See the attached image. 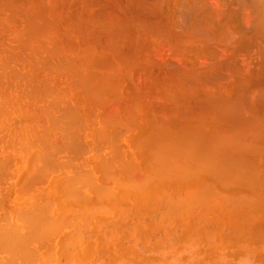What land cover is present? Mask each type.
I'll return each mask as SVG.
<instances>
[{
  "label": "bare ground",
  "instance_id": "1",
  "mask_svg": "<svg viewBox=\"0 0 264 264\" xmlns=\"http://www.w3.org/2000/svg\"><path fill=\"white\" fill-rule=\"evenodd\" d=\"M28 1H26V2H28ZM48 1L51 2V3L48 2L49 5L52 3H56V2H57L56 5H59V1H64L63 3L65 5L70 4V6H68L67 8H71V7L77 8V6L80 5L81 11L83 9H85L82 11L84 13L80 16V19L76 18L77 19L76 21L74 19V21L70 25H73L76 27L78 26V28H81L82 31H80L79 29L77 31L85 33L86 37L88 38V43H89V41H90V43L96 42L99 34H101V33L104 34L103 32H105V29L102 28V30H101V28H100V30H98V31L99 32L101 31V32L99 33L96 31L97 27H103L107 24H109L108 27H110V25H111V28H108V29L105 26L107 29L106 32H108L106 34L107 37L105 38V40L107 41L108 37L109 38L112 37L113 39L111 38V40H109L108 43L104 42V44H107V45L101 47L100 48L101 52L99 51V53L102 54L106 50H109L111 52V50H113L112 49V45H113L112 40L114 42H116L117 47L122 44V46H120V48H119L120 50H121V47L124 46L123 43H121L120 45L118 44L120 42V41L118 42V40L119 39L121 40L123 38V37L121 38L120 36H119L120 38L117 37V35L121 34V33L117 34V32H119L118 30H120L119 27H121V25L118 22L115 24V17L112 15V13H114V12H112L111 8H107L108 5L107 6L104 5L103 7L100 6V3L102 1H98L99 2L98 4L95 3L96 2L95 0H68L69 2L67 0H48ZM107 1L109 4L111 0L110 1L107 0ZM164 1L165 2L161 3V4H166V1H167L168 7L165 6L164 8L165 9L168 8V11H169L170 6H173L171 8L172 11L177 9L176 11L178 13L179 22L175 21L176 17H173L174 19H172V17H170V16L166 17V15H168V14H166L164 16V17H166V19L167 18L169 19V17H170V20L172 19L171 21H175L177 23L176 26H175V23L172 24V26L174 25L175 27H177V28H175V30H174V28L173 29H167L168 27L166 29H162L166 26L164 25V27L162 26V28H161V26H159L160 21L158 22V19L156 17H153V18L150 17L151 19L150 18L146 19L148 17H146V18L144 17V16H148V15L153 16V14H156V13L159 14L158 13L159 9L157 10L156 7L159 6L160 2H163V0H135V3L139 2V4L136 5L137 9H139V13L136 11L135 5H133L134 1H133V4H131V5H130V3H132L131 0L130 1L127 0V2L129 3V4L127 3L128 5L122 4L121 1H119V2L125 8L124 9L121 6L122 12H123V10H126L127 9L126 7L129 5L130 6L128 7L129 8L128 10L132 11V9L135 8L134 9L135 13L130 18H133V17L136 18L137 15H138V17H139V15H143V16H141L142 18H140V17H139V19L137 18L139 21L136 20V21H138L137 22L138 24L136 23V25H138V29L140 31V32H137V33H139L138 37L140 39L144 38L148 34V33L146 34V31H149V32L151 31L150 33H152L154 31L158 37H159V35H160V37H162L161 38L162 42L160 41V43H161V45L165 46L164 48H166V49H164V50H166V52H167L168 51L167 48L169 49V46L168 47L166 46L168 44V41L165 40L166 38L171 40L169 42H172V43H174L173 37L175 38V40L178 39L177 41L181 40L184 43L185 39L183 38V40L182 39L179 40V38L182 37V36L180 37L179 35L183 34L184 36H186L185 33L190 32L191 33V35H190L191 41L189 40L188 42H191L193 46L200 48V50L206 49L205 53L210 51V54H208V56H206L205 53L202 54L204 52V50L202 51V53L199 52L200 54L196 53L198 55V57H200V55L202 56V60L205 58L203 61H201V63L196 65L197 67H195V69L197 71H190V70H193L194 68L188 69L186 67L187 65L186 66L183 65L186 62L182 63L183 62L182 60L185 61V59H181L180 61H182V62L179 61V63H180L179 65H176V63L175 64L173 63L174 65L178 66V67H175L174 70H173L174 66L172 64H170L173 66V67H171L172 71L170 70V72H168V73H165V71H164V73L167 74V75H165L163 73L164 76L169 78V81L167 80L168 78L161 81L165 85H166V83H164V82L165 81L167 82L168 87L166 89V86H165L166 90H168V88L174 84H177L179 87L181 84L184 85L182 83L183 81H185V83L187 82V85L188 84L191 85V83H193V85H194V83H198V85H200L201 88L203 87L202 89L199 88L200 91L198 89H195V86H193V88H191L192 90L194 89L193 93H194V91L198 90V93L201 95L200 101L203 102V105L198 104V102H197L198 105H194V106L191 105V106H193V107H191L188 105L186 106V104L183 103L186 107L184 109H182V107H181L180 108L181 110L179 109L180 112H178V114H177V112H175L177 114V119H179L181 121L182 127L184 124H185V127H187V129L182 128L183 131H185V132H182L180 134V135L183 134V136L185 137V140L183 138L184 141L181 139L178 141V143L176 142L175 145L172 144L174 147L171 145L172 142H169L170 146L168 144V146L166 147L167 150H165L166 148H163V147L160 150H159V148L157 149L156 148L157 145L161 148V144L159 145L158 141H157L158 144L155 142V144H152V145L149 142L150 144L148 143V145L151 146V148L153 145L156 146L155 148L158 150V151H156V152H158L157 153L158 156H157V158L154 157V159L156 162L159 161L158 164L160 165V163H161V165L159 166L160 168H158V169L157 168H151V164H150V166H148L151 168L152 171L154 169L155 173H153V176H155V177L151 176V178L150 177L148 178L149 175H146L143 173L142 174H143V176L144 175L146 176L148 181H150V180L152 181V179H153V182H154L156 176H157V179L155 181H158V180H163V178L160 179V176L164 177L166 179L167 175L169 178V179L168 178L166 179L167 181H171V179L174 177H176L179 181H181V180L185 181L184 179L189 177L187 179L189 181V179H191V177H192L191 175H197L200 172H203L206 174V176L208 175V177L211 178L212 182L217 183V184L221 183V184H218V186L216 184H214L217 187H219V185H222L223 182H225V184L222 185L221 187L224 186V188L229 186V185L227 186V184H229V182H230V185H232V186L234 184L237 186L243 185L242 188L244 190V193H242V194H244L245 197L242 198L244 201V202L243 201L242 202H243L244 208H245V214H246L245 219H246V229H247L246 230V236H245L246 237V242H245L246 244L244 245L246 247V249H245V261L246 262L245 261L244 262H245V264H264V0H164ZM1 2L2 3H0L1 4L0 9H1V6L4 5L3 7L6 10L5 16H7V18L10 20L9 21L6 17H4L7 20V24L12 21L13 17L14 18L16 17L17 19H20V20H17L15 18V19H13V21H16V20L20 21L23 23V25L18 30L17 29L15 30L13 28L9 29V31L12 29L14 30V31L12 30L13 32L11 31L12 34H11V32H8L9 34L12 35L9 38L7 37L9 39V40L7 39V41H10V42L5 44L4 41H6V40H3V39H6V38L4 37L5 36L4 35L2 38V41L4 42L5 45H0V128L5 127L6 128L5 133H6L7 130H10V131L13 130L15 132L17 127H18L21 131L20 132L18 130L21 133V138H20L18 131H16V133H14L13 135H12V131H11V134H10V131L8 132L9 133L8 135H12V136L15 135V138L13 139V146L15 147V144H18V142H19L20 145L18 144L19 145L18 148L21 149L22 152L25 151V153H27V151H29L30 148L34 149V151L32 150L34 152V156H31V158L36 156L40 166L39 165H37L39 167L36 166V162H35V160H33L34 158L32 159L31 162H35V163H33V164H35V166L33 168L34 172H36L37 170L38 171L40 170V172L38 174L37 173L38 171H37L34 175H32V174H30V175H32V176H35L36 174L39 175L38 179L42 180L41 182L43 183L44 180L46 179L45 176L48 175L45 171H47V172L52 171V173H53L54 172L53 170L56 169L57 167H59L61 169V167H64L65 165H68V164L71 166L73 165V161H70L71 164L69 162H68V164L65 162V161H67L66 160L68 158L67 156H69L71 158L74 156V158H76V160L79 161L78 156L81 157L80 154H83V152L85 151V146H86L82 143V140L80 139V137L82 138L83 134L87 133L92 138V140L94 138L96 145L94 144L93 146H95V147H92L91 149H88V150L86 149V151H88V152L92 151L94 153V155L99 156V158L102 156L100 158V159H102L101 161L98 158L99 162H101V164L96 165V166H98V168L101 169L103 177H105V178L107 177V179H108L110 176L112 181H113V179L115 180L113 182L117 181L116 184L118 185V187L119 186L122 187V188H120L122 190L127 189V190H129V192H131L132 190H133V192L135 190H137V191L140 190L141 185L145 186V184L149 183V182L148 181L145 182V180H144L145 178L139 179L140 175L139 176L136 175V171L138 172L140 170H136V168H134L135 162L132 161V163H133L132 164L131 161H129L131 163V164H129V162L126 161L125 162L126 166L123 167V165H125V163L123 164V161H125V159L121 158L120 162H122V168L124 170V168L126 167V169H125L126 171L124 173L122 168L118 167L115 169L114 174L117 173L116 170L120 169L119 171L122 172V174L124 173L123 178L122 179L119 178L118 175H116V176L107 175L106 176L105 171H104V167L107 170L111 169V171L110 170L109 171L112 172V167H114V165H113V163L112 164L111 163H108V164L104 163V160H103L104 156L101 154V152L104 150V149L102 150L103 145L105 143H107V144L109 143V144H111L110 148L112 147V149H111L112 151L109 150V152L113 153L114 152L113 148H114L117 150L118 153L115 151V153H113L112 155L114 156V154L115 155L119 154V156H120L121 152L118 150L119 149L118 147L120 146L119 140L121 139L123 133L125 131H128L129 129L133 130L132 127L135 125V122L140 119L139 117L143 116V118H144V115H145L144 113H145V111H147V107L145 109L143 108V107H145V105L143 104V100L140 99V97L136 98L137 96L140 95V94H138V92L139 91L142 92L143 90H141L140 87L137 90L135 88L134 89L132 88L133 91L135 90V92L137 94L133 100V104H135V105H134V107H132V106H130L131 105L130 103L126 104V106L123 108L124 110L122 109L123 112H122V118H121L117 114V110H116L117 107L115 106V103L117 101H119L118 97H117V95L119 96V93L116 94V92H118V91H116L111 86V84H110L111 82L109 83L107 81L108 78L106 75V69H110V68L113 69V67L115 65L114 63L117 64L119 58H117V61L113 60V59L107 57L109 54L106 55V53H105L104 56L100 55V57H98L99 59L95 56L97 60L94 61V57L88 55L89 53H87V54H84L87 56H85L84 58H83V56H80L79 59L78 58L76 59V56L66 55V57H67V61H66L63 59V55L61 56L62 58H60L59 56H55V55H58V53H57V51H59L58 49L60 48V50H61V47L58 44L59 40L56 43V40L53 39L52 41H54L55 43L54 42L51 43V42H47V41L45 42L44 41L45 39L44 40L42 39V34H43L42 30H44V29H41V27L43 25L49 24V22L44 15H43V17H45L46 19L45 18L44 19L47 21H44L43 19H41V18H43L42 14H44L43 11H45V9L41 8V9H39L40 11L34 9L35 6H38L37 5L38 0H32L31 4H30L31 6H29V5L26 6L28 3L25 4V3H20L18 1H13V0H12V2H11V0H9V1L1 0ZM41 2H42V0H39L40 4L39 3L38 4L42 6ZM120 4H117L114 7H116V8L119 7V9H120ZM81 7H82V9H81ZM162 8H163V5H162ZM52 10H53V8H52ZM57 10H60V9H57ZM57 10L55 12H57ZM37 11H39L40 13H38ZM65 11H64V15H65ZM90 11H93V14ZM131 11H129V12L131 13ZM164 11H167V10H164ZM164 11L162 13L163 15L165 14ZM176 11H174V12H176ZM55 12H53V13H55ZM86 12H87V15L89 16V18L87 15H85L87 18H83V17H85L84 14ZM1 13L2 12L0 10V14ZM62 13H61V16H64V15H62ZM2 14H4V13H2ZM39 14H40V16H39ZM176 14H175V16H177ZM91 15L94 17L92 18ZM117 15L118 14H116V16ZM38 17L39 18L41 17L40 20H42L40 22V24L38 23V21H39ZM119 18L118 19L116 18V19L119 21V20H121V18L120 19ZM154 18H156L155 19L156 21H153ZM0 19H1V17H0ZM122 19H123V21L121 20L122 21L121 24H123V26H125V27H122L123 30H124V28L126 29L127 26H128L127 27V29H128L130 24H126V23L124 24L125 20H124V18H122ZM166 19H165V21H163L164 24H166L165 23ZM170 20L167 23L171 22ZM161 21H162V19H161ZM0 22H2L1 24L4 25L3 28L6 29V27H7L6 30L2 29V32H7L8 27H10V26H6L2 20H0ZM20 22H17V23L19 24ZM129 22H130V19H129ZM17 23H16V25H17ZM130 23H132V21ZM1 24H0V26H1ZM40 25H42V26H40ZM65 25H67V24H65ZM90 25L95 26V28H94L95 30H93V31L97 32L98 36L97 35H96V37L94 36V33L92 32L93 27L91 28ZM112 25H113V27H112ZM114 25L119 26L118 29H116L117 32L116 31L114 32V34L115 33L117 34V35L115 34L116 35L115 38L117 37V39H115L114 36L110 37V35H108V34L112 33V31H111L112 29L114 30L115 28H117V27L114 28ZM136 25H133V23H132L131 26H136ZM167 25L169 27H172V26H170V23ZM45 27L46 26H43L42 28H45ZM89 28H91V30ZM57 29L53 33H55L56 31L59 33V31ZM59 29L62 30L60 27H59ZM73 29H74V27H73ZM108 30H110V32ZM131 30L133 31V34H134L135 33L134 29L132 28ZM45 31H46V33H49V30H48V32H47V30H45ZM72 31H74V30H72ZM120 31L122 32V29ZM128 31H129V29L126 30L125 33L126 32L128 33ZM143 32H145V33H143ZM183 32H185V33H183ZM58 33H57V35H58ZM125 33L121 34L122 36H124V38L126 37L124 35ZM85 35L84 36L81 35V36L85 37ZM151 35H150L151 38H149V39H152L153 35L152 36ZM90 36H93L92 38L94 39V41ZM154 36H155V34H154ZM239 37L244 39V40H242L243 43H244V41L246 43H244V44L237 43V41L239 40ZM10 38H11V40H10ZM85 38H83V39H85ZM134 38L136 39L135 35H134ZM155 38H156V36H155ZM99 39H100V36H99L98 40ZM140 39H139V43H140ZM153 39H152V41H153ZM64 40L61 39L62 44H64ZM124 40H126V38L123 39L122 42ZM177 41H175V42H177ZM65 42H66V40H65ZM97 42L99 44V41H97ZM158 42H159V40H157V43ZM142 44H144V41ZM155 44H156V42H155ZM72 45L74 46L75 44H72ZM157 45H159V43ZM157 45H156V48L161 46V45H159V46H157ZM171 45H173V44H171ZM65 46L66 45L64 44V47ZM116 46L114 44V47H115L114 49L117 51L118 48ZM138 47H140V46H138ZM207 47H208L209 51L207 50ZM66 48L70 49V47H68V46H66L65 49ZM102 48H104L106 50H104ZM156 48H155V50L157 51L158 48L157 49ZM175 48L176 47H174V49ZM177 48H176V50H177ZM136 49H135V52L132 51V54H134V53L139 54L140 53V52L139 53L136 52ZM181 49H182L183 53H186V54L190 53V52L188 53V51L185 52L184 47H180V49H179L180 52H181ZM153 50H154V48H153ZM164 50H162V51H164ZM142 51H144V50L142 49ZM250 51L253 53V56H251V57L252 58L254 57L253 58V61L255 60L254 63L251 62V59H250L251 57L248 58L250 55L249 53H251ZM148 52H149V50H148ZM148 52L146 51V55ZM151 52H153V51H151ZM159 52L164 55V52H161V51H159ZM121 53H118V54H121ZM123 53H125V52H123ZM175 53H177V52H175ZM247 53L249 54L248 57L246 55ZM143 54H145V53H143ZM156 54H159V53H156ZM139 55H142V54H139ZM170 55L168 57H170ZM181 55L186 56L185 54H181ZM190 55L191 54L188 55L189 58H190ZM203 55H205L206 57L203 58ZM11 56L15 57L14 61H16L17 59L20 60V64H17L16 67L21 65V64L23 65L22 69H27L26 67H28V68L30 67L29 69H31V70L33 69L32 70L33 73L36 71V75H33L31 72V75L28 74L29 75L28 76L24 70H18V71L16 70V72H15V66H14L15 62L13 63V65L10 63L12 61L9 62ZM125 56L126 57H130V56L133 57V55H130V54L125 55ZM148 56H151V54L148 53ZM148 56H146L147 57L146 60L143 59L144 61L142 59H141L142 61L138 60V59L136 60V57H133L136 64H133V63H135L133 61V59L131 60V61H133L132 64L134 66L137 65L139 67V64H137V62L141 61V63L144 64L145 61L149 60ZM174 56H177V55L174 54V55H172L171 58L173 59ZM69 57L71 58L70 60H72V62L69 60ZM126 57H123V60H125ZM156 57L158 58V55ZM160 57H162V56H159V58ZM177 57H180V55ZM193 57L194 56L192 55V57L190 59H192ZM120 58H121V55H120ZM151 58H153V60ZM151 58L150 59L154 62L153 55ZM164 58H165V56H164ZM180 58H183V57H180ZM73 59L75 61H73ZM130 59L131 58H129V60ZM179 59H176V60L178 61ZM249 59H250V61H249ZM121 60H122V58H121ZM121 60L119 59V62ZM127 61H128V58H127ZM157 61H159V60H157ZM162 61H164V59ZM162 61L160 60V62H157V63L160 64L159 66H161L162 68H165L164 66L168 65L171 60L168 59V61H165V65H163L164 62H162ZM186 61H187V59H186ZM196 61L194 60L195 63H196ZM153 62H151V63H153ZM172 62H174V61H172ZM199 62H200V60H199ZM149 63H150V61H149ZM166 63H168V64H166ZM189 63H190V61H189ZM192 63H193V61H192ZM195 63H193L192 65L195 66ZM120 64L122 65V63H120ZM151 66L149 64L148 68ZM143 67L144 66H142V68ZM145 67H146V65H145ZM152 67H151V70H152ZM188 67L189 68L191 67L190 64ZM29 69H28V71H29ZM136 69H138V68H136ZM144 69L145 68H143L141 70H144ZM166 69H168V68H166ZM90 70L92 72H90ZM147 70L151 71L149 68V69H146L145 72H147ZM127 71H128V68H127ZM159 71H160V69H159ZM145 72H144V74H145ZM148 72L146 74H148ZM152 72L154 74V71H152ZM136 73H138L137 75H139L141 72L138 71ZM142 73H143V71H142ZM146 74L143 76V78H145ZM160 74L161 73L159 72L158 75H160ZM53 75H55V76L57 75L58 78L62 77L61 79L65 80V84H67L66 81L70 78L71 79L70 89L68 88L69 85H67L68 89H65L66 86L64 87V89H59L58 87H56L58 85L56 83L54 84V79L57 81L58 78L57 77L55 78ZM142 75L140 74L138 76V78ZM63 76H65L66 78H64ZM95 76H96V79H95ZM154 76H156V78H157V75H154ZM143 78L141 77L140 79H142V81H143ZM170 79H173L174 82H172L173 80L170 81ZM224 80L226 81V83L229 82L228 80H235L233 82L230 81L231 84L228 83V84H230L231 88H232V86L236 87V88H234L235 91L233 93L231 92L233 90L228 91V93L231 92L230 94H228V93H226V91L224 89H220L223 87V84H225L224 86H226V83L223 82ZM158 82L160 83V81H158ZM170 82H171V84H170ZM179 82H180V84H179ZM189 82H191V83H189ZM141 83L142 82L140 81L139 84H141ZM148 83H149V81H148ZM68 84H69V82H68ZM130 84H131V82H130ZM142 84L144 86L146 83H142ZM146 85H148V84H146ZM187 85L185 87H189ZM198 85H197V87H198ZM135 87H137V86H135ZM145 87H147V86H145ZM172 87L175 88V85ZM215 87L219 90L220 93H217L216 91H214V94H211L210 89L211 88L213 89ZM62 88H63V86H62ZM159 88H160V86L156 89V91L159 90V93H158V91H157V93L154 92V93H156V95L158 94L156 98L161 99V97H162V100L164 98L167 99V97H165V96H167L165 90L161 91V89H159ZM174 88H172V90ZM181 88H177V89H179V91H177V92H180ZM227 88L225 87V89H227ZM76 89H78V90H76ZM182 89H183V91L185 90L184 87ZM191 89L186 88L185 91L190 90L188 92L191 93V91H192ZM74 90L78 91V93H79V91L82 92L83 98L84 97L87 98L86 99L87 102L90 101L93 103V105L88 106V107H84V110H80L76 107V105L79 104V102H76V104L74 103V105L71 106L72 104L69 103V100H70L69 98L71 96H75V94H73ZM150 90H151V87H150ZM113 91H116V92H113ZM160 91H161V93H160ZM163 92L165 93V95ZM177 92H173V93L176 94ZM190 93H188V95ZM115 94H116V96H115ZM159 94L160 95L163 94L164 96H160ZM177 94H179V93H177ZM180 94H181V96L184 94L186 96H188L186 94V92L184 94L180 92ZM148 95L150 97L152 96V99H153V96H155V94L150 95V93ZM169 95H168V97H169ZM172 97H173V95H172ZM67 99H68V101H67ZM79 99L81 100V98H78L77 100H79ZM170 99H172V98H170ZM175 99H176L175 103H177L179 100L177 101V97ZM147 100H149V99H147ZM184 100H186V98ZM65 101H67V103ZM84 101H85V99H84ZM181 101H182V99H180V102ZM82 102H83V100H82ZM68 103L70 105H68ZM124 103L125 102L123 101V106L125 105ZM85 104H86V101H85ZM181 104H179V105H181ZM188 104H190V103L188 102ZM87 105H89V103ZM179 105H178V107H179ZM184 105H183V107H184ZM112 106H113V108H112ZM98 107L101 109V111H98V113H97ZM160 107L163 108L161 111H163L166 108V106H165V108H164V106H160ZM169 107L167 106V109ZM172 107H173V105H172ZM148 110H149V107H148ZM151 110L154 114L152 113L153 114L152 116H151V114L149 116H146L148 118L147 120H150L149 124L151 122L153 124L152 127L149 125L150 129L151 128L153 129V127L158 128V125H159V129L162 126L163 127L162 129L165 130L164 122L169 121V119H168L169 116L166 115L167 110H164V113H162V114H161V111H159L161 115L160 114H158V115H160V116H158V115L156 116L155 114H157V113H155L152 108H151ZM165 111H166V113H165ZM192 111L195 113L197 112V114L199 112L202 115V117L208 122V125H210V127H211L210 135H204L203 133H196L195 134V132H194L195 130H192V128H191L193 123L191 122L192 123L191 126L188 123L189 117L190 116L192 117L195 114V113L193 114ZM99 112H100L101 116H100ZM147 112H149V111H147ZM169 112L174 113V111H171V110ZM149 113H146V115H148ZM169 114H171V113H169ZM10 115L15 116V117L17 115H19L20 118H21V116L26 117V118H28L29 122L26 121V124H25V122H23V120H22V122H23L22 123L21 119H20L19 125L21 127H19L17 125H16L17 127H15V124H14V127H12V125H11L12 123L8 124V122H7L8 119H10V117H8ZM154 115H155L156 119H155V117H153ZM4 118H7V119H5L6 121L4 120ZM13 118L11 117V119H13ZM200 118H201V116H200ZM170 120H171V118H170ZM13 121L15 122V119H13ZM17 122H15V123H17ZM33 122H34V124L29 127V124L33 123ZM99 123H102V124H99ZM186 123L190 126V128H189V126H187ZM22 124L23 125L25 124V125L22 127ZM165 124H167V123H165ZM181 124L179 123L180 127H181ZM102 125L104 127H108V128L111 127L110 129H114L115 131L111 130L110 131L111 134H110L109 132H107L108 130H106L108 128L102 129V127H101ZM192 127L194 128V126H192ZM12 128H14V129H12ZM123 129H125L124 132L122 131ZM102 130H106V132L102 131ZM158 131L161 134V137L163 138L162 133H161L162 131L161 132H160V130H158ZM186 131H188L189 134H188V132L186 133ZM5 133L2 134V129H1V133H0L1 136L0 137H2L4 139L5 135H7ZM107 134H110V135H107ZM156 134L157 133H155V135ZM8 135H7L8 139L5 137L8 140V142H6L7 140H5V142L3 143L2 138H0V141L2 140L1 143L3 144L4 147H9V145H8L9 140L12 139L11 138L12 136L9 137ZM23 135L25 137H23ZM146 135H145V137H146ZM165 135H166V132H165ZM173 135H174V133H173ZM156 136L160 137L159 135H156ZM167 137H166V139H168ZM171 137H172V135L169 136V138H171ZM115 138L116 139L118 138L117 142H119V143L116 142ZM151 138H149V139H151ZM175 138L178 139L177 137H175ZM15 139L18 140L16 143H15ZM107 140H108V142H107ZM160 140H161V142L163 141L162 139H160ZM164 140H165V137H164ZM147 141H145V142H147ZM138 142H144V141H142V139H141V141L138 140ZM114 144L117 148L114 147ZM10 145H12V143ZM91 145L92 144H90V146ZM117 145H119V146H117ZM137 145H138V143H137ZM144 145L146 146V144H144ZM144 145H142V146H144ZM10 147L13 148L12 146H10ZM196 147H199V148L201 147L199 153L193 151L194 148L196 149ZM15 148L17 149V147H15ZM15 148H14V151L16 150ZM151 148H148V149L150 150ZM169 148H170V151H168ZM163 149L165 151H162ZM190 150L193 151L192 155H191ZM53 151L55 154L58 153L59 151L64 152V156L66 159L64 158V160H63L64 162L62 164H61L62 161L58 162L57 158H56V160H55V158L53 160V158H52L53 155H51V152H53ZM86 151H85V153H86ZM150 151H152L154 154L155 150L154 151L150 150ZM35 152H37V154ZM165 152H166V154H165ZM200 152H201V154H200ZM54 153H52V154H54ZM193 153H194V155H193ZM27 154H29V153H27ZM153 154L151 153L150 158L151 157L153 158V156H152ZM162 154H164V155L162 156ZM112 155H111V158H112ZM159 155L162 157H160ZM181 155L186 158V161L189 159L188 160L189 162L182 161L181 158H179ZM198 155H199V158H198ZM119 156L117 155L116 157L117 158L123 157V156H120V157ZM7 157L8 156H6L4 161L2 159H0V160H2V162H0V166H1L0 168H2V170L0 169L1 170L0 172H3V171L6 172L5 175L7 176L6 178L8 179L9 173L7 171H5L6 170L5 167L10 168L11 170H13V169L11 168L12 165H9L10 162L12 161V159L10 158L11 156L8 157V158H10L11 161H9V159H7ZM14 157H16V156H14ZM114 157L112 159L116 160L117 158H114ZM177 158H178V160L179 159L181 160V163L183 162V164H184V165L182 164L183 166L176 163ZM86 159H87V157H86ZM112 159H109L108 161L110 162V161H112ZM7 160L9 162H7ZM68 160H70V159H68ZM131 160H132V158H131ZM117 161H116L117 162L116 165L117 164L119 165L120 164L119 159H117ZM152 161H153V159H152ZM152 161H150V163ZM3 162H6V163L4 164ZM31 162L29 161V163L27 165L29 166V164ZM59 163L62 166H60ZM84 163H83V165H84ZM127 163H128V166H127ZM12 164H14V163H12ZM33 164L30 166L32 167ZM105 164L107 167L109 165V169L106 168ZM69 165L67 167H70ZM75 165H76V163H74V166ZM179 165H180V167H179ZM205 165H206V167H204ZM78 166L81 167V165H78ZM78 166L76 167L77 169L80 168ZM86 166H84V167H86ZM201 166H203L204 168ZM29 167H28V170L30 171ZM48 167L52 168V170H50V168L48 169ZM135 167H136V165H135ZM188 167H190V168H188ZM200 167L202 168V171H201V169L198 170V168H200ZM35 168H37V169H35ZM76 168H74V169L71 168V170H70L71 174H68V175H66L67 173L66 174L62 173V171H60L58 173L57 172L58 169H57V171H55V172H57V174H55V172H54V174L56 176H61V174H64L63 177L61 176L60 178H62V179L64 178L65 180L67 179L66 182L64 180H63V182L61 181V186L63 185L62 183H65L64 184L65 186L64 185H63V187L58 186V188L60 187L59 188L60 191H61V188H63V195L61 194V196L66 197L67 201L69 200V198L71 201L74 198L73 201L75 203H76V201H79V200H80V202H81V200H83L82 202H84V199L86 201H87V199L93 200L92 198H95V196H96L97 200H100L103 198L107 199L110 195H111L109 198L110 202L112 200L114 202L118 199V197L114 195L115 191H113L112 188H110V187L108 188V186H110L109 184H111L110 178L108 180L109 183L105 182V186L108 185L106 187L104 186L103 183L100 182L105 187L103 189L102 186H101V188H100V186H98L101 184L96 183L93 180V176L90 173L92 171L91 169L89 172V170H88L89 168L88 169L86 168L88 171L84 170V172H83L82 171L83 167H81L82 169L80 168V171H82L83 172L82 173V172H78L79 169L77 170ZM96 168L97 167H95V170H96ZM146 168H147V166H146ZM187 168H188V170H187ZM72 169H73V171H72ZM75 169H76V171H74ZM159 169H161V170L159 171ZM28 170L26 168L25 173ZM193 170L197 171L198 173L196 172L197 174L196 173L192 174ZM173 171L179 172L180 175L177 174L179 176V178L177 177V175H175L174 177H171V176L169 177V174H171V175L174 174ZM4 172L2 174H3V177L5 180L4 179L3 180L5 181L4 183H7V186H6V184L4 186L7 188V187H9V184H8V182H6ZM96 172H98V171H96ZM188 172H190V173L187 175ZM27 173H29V172H27ZM27 173H26V175H27ZM107 173H109V172H107ZM150 173L152 174L151 171H150ZM157 173H159L160 176L156 175ZM182 174L185 176H182ZM10 175H11L10 176L11 178L13 177L12 179H14V177L16 176L14 173H13V176H12V174H10ZM24 175H21L22 177H20L21 178V179H19L20 181L22 179L23 180L25 179V182L26 183L28 182V184L30 182L34 183V179L32 178V176H28L26 179V177L25 178L23 177ZM43 175H44V177H43ZM55 175H53V176L55 177ZM113 176L116 178H112ZM180 176H182V179L180 178ZM202 176H205V175L202 174ZM202 176L200 175L197 177H202ZM0 178H2L1 175H0ZM28 178L30 179L29 180L30 182L28 181ZM60 178H58V179H60ZM38 179H36V181ZM50 179H52V178H50ZM142 179L144 181H142ZM177 179H175V181L172 179V181H174V183H177L178 182ZM19 180H17V181H19ZM23 180H22V182H23ZM54 180H55V178L53 179V181ZM103 180H105V179L103 178ZM199 180H200V178H199ZM11 181H9V182H10V187L12 188L11 185L15 184V182L13 183ZM20 181L18 183H20ZM36 181L34 184L41 183L39 181H37V182ZM143 182H145V183L142 184ZM226 182H227V184H226ZM0 183L1 184L3 183L2 179L0 180ZM26 183H23V184L26 185ZM33 183H30L31 185H27V186H24L22 184V189L24 191L21 190L20 191L21 193L19 195H23V193H25V195H26L29 190H31V192L34 191L33 188L30 189V187L32 186ZM54 183H56V181ZM207 183H205L203 186H200L201 188L199 187L200 189H198V191L196 189L197 193L195 192L196 194L194 193V196L197 195L199 192H201L204 195L206 193V195H214V196L217 195V193H218L217 196H219V192L217 190L216 191L213 190L215 187L213 188L212 185L210 186V185H208L209 183L208 184ZM151 184L149 186H151ZM170 184H172V182H170ZM146 186L144 188H146ZM25 187L28 189H24ZM114 187L117 188V186H115V185H114ZM3 188L4 187H2L0 189V192H3L2 190L8 191L10 189L9 188L7 190V189H3ZM84 188L85 189L88 188L87 190H91V192H94L93 194H95V196L93 194H91L90 195L91 197H90V196H86L85 194H83L82 191H84ZM107 188H108V190H107ZM224 188H222V189L226 190ZM228 188H230V187H228ZM234 188L236 189V186ZM109 190H111V191H109ZM137 191L134 193L138 194L139 191L138 192ZM207 191H209V192L207 193ZM212 191H214V193H216V192L217 193L216 194L211 193ZM227 191H228V189H227ZM238 191H239V188H238ZM123 192L124 191H122V193ZM4 193H7V192H4ZM120 193H121V191H120ZM201 193H199V194L201 196H203ZM2 194H0V200L2 199V197H1ZM139 194H141V193H139ZM199 194H198V196H199ZM92 195H93V197H92ZM106 195H107V197H106ZM122 195H120V197H122ZM236 195L237 194H234V196H236ZM33 196H34V194H33ZM61 196H60V198H61ZM113 196H114V198H113ZM126 196H127V193H126ZM132 196H134L133 193H132ZM135 196H136V194H135ZM194 196H193V198H194ZM41 197L42 198L45 197V199H46L47 196L46 195L44 196L43 194H41L40 198L36 197L38 200L40 199L39 202L36 198L30 200V203L32 204V207H33L32 209H30V210L29 209L23 210L22 208L19 209L18 214H21V216H22L23 211H25V212L28 210L31 211L30 213L29 212H27V213L23 212L24 214H26V215L23 214V217L18 215V217L20 219L22 218L20 221L21 222L20 225L17 224L14 226L13 223H11L13 226L9 225L10 223H8L9 221L7 220V218H6V223H7L6 224L4 222L5 221L4 219L6 216L5 215L3 216L1 214L4 217V218H2V216H0V218L3 219L2 224L5 223L3 225V229H2V226L0 224V234H1V236H0L1 237L0 238V247L2 248V252H4V254H5L4 258H3L4 255L0 256L4 259V262L1 261L3 264H5V263H7V264L13 263L14 264L16 262H17L16 264H44V260H46L45 258L48 259L49 257H51L53 259V257H54L53 255L55 254V253H53V251L51 253H49L50 251L47 250L46 254L48 253L50 255L51 254H53V255H51V256L50 255H48V256L44 255L45 257L42 256L43 258L42 257L40 258V256H41V255L39 256L40 253L38 254V252L40 250L42 251L41 254L44 253L43 248H44L46 242L47 243L50 242L51 246H53L52 245L53 238H51L49 236L51 234L54 235V233H56L57 231H58L57 233H59V230L63 229L62 227H65V226L73 229V226L78 227V225L79 226L81 225L79 227V229H81L82 224H80L79 221L77 222V218H83L84 217V219H82V220L86 221V220H88V217L91 216V214L89 216V211L92 212V211L96 210V208H94L92 205L91 206L89 205L88 207H86V206L84 207L85 212L82 213L83 211L79 210V207L75 208L73 206L74 207V208H72L73 211L78 210V212L79 211H82V212H79V214H78L77 212L72 211L74 214L72 213L73 217H71V214H69L71 212L69 210L70 207L68 206L69 201L64 202L66 199L64 198V201H63V197H62L61 199L63 202L62 201H60V202H62L64 204V206H66L65 203H67V206H68L67 212L69 211L68 212L69 215L68 214L66 215L65 211H63V212L58 211L57 214L59 212H62V213L58 214V215L56 214L54 217L52 216V214H50L51 216L48 215V216H50L49 217L50 219H49V218L45 217V214H46V212L49 213L50 210L52 211V209L48 210L49 209L48 206H49L50 202L53 203V199H52L53 197L48 196V199L50 198L49 199L50 202L48 201V199H46L47 200L46 203H44L46 200L44 201V199H42L43 200L42 201ZM87 197H89V198H87ZM195 197H197V196H195ZM197 198L199 199L200 197H197ZM35 199L37 200V202L35 201V203H34L33 200H35ZM51 199H52V201H51ZM58 199H59V197H58ZM61 199H59V200H61ZM120 199H122V198H119V200ZM198 199H196V200H198ZM194 200H195V198H194ZM187 201H189V200L187 199ZM187 201H185V202H187ZM80 202L76 203V204L80 205L81 204ZM104 202H105V200H104ZM171 202H172V200L169 202L171 207H172L174 204H171ZM178 202L180 204V200ZM185 202H184V204H187V203L190 204L191 200L189 201L190 203L189 202L185 203ZM37 203H39V204L42 203L41 207H40V205H37ZM105 203H107V201ZM139 203H142V202H139ZM31 204H30V206H31ZM46 204H48V205H46ZM176 204H177V202H176ZM234 204H236V202ZM51 205L52 204H50V207H52ZM58 205H60V203ZM82 205H83V203H82ZM84 205H85V203H84ZM86 205H87V203H86ZM111 205H112V203H111ZM170 205L167 208L168 210H169ZM45 206H47V208ZM64 206H62L63 210L65 208ZM94 206H96V205H94ZM188 206H190V205H188ZM34 207H36V208H34ZM80 207H82V206H80ZM89 207H91V208H89ZM108 207H109V205H108ZM113 207H114V204H113ZM27 208H31V207H27ZM4 210L6 211V209H4ZM20 211H22V212L20 213ZM169 211H171V209ZM17 212L18 211H16V213ZM6 213H7V211H6ZM86 213H88V214H86ZM63 214H65V217L63 219L65 220L66 223L62 222V220H61V217L64 216ZM92 214H94V212ZM61 215H63V216H61ZM85 215H88L87 218L85 217ZM16 216H17V214H16ZM69 216L72 218L71 219V221L73 222L72 224H71V221L69 220L70 219ZM7 217H9L8 214H7ZM18 217H15V219L18 220ZM163 217H165V216H162V218ZM85 218H86V220H85ZM73 219H76V220H73ZM17 220H15V221H17ZM67 220L70 221V223ZM100 221H102V220H100ZM75 222H76V225H73ZM67 223H69L68 225L69 226L71 225L72 227H69L67 225ZM102 224H103V221H102ZM61 225H62V227H59ZM85 225H87V223ZM4 227H6V228H4ZM56 227H57V229H56ZM21 228H22V231L20 230ZM5 229H7V232H5L6 231ZM74 229H75V227H74ZM74 229L71 231L77 232V229L76 230H74ZM19 230L21 231V233H19ZM2 231L4 232V235H5L3 237H2V235H3ZM50 231H51V234L49 233ZM23 232H25V233H23ZM52 232H54V233H52ZM76 232L75 233L73 232V234L79 235V233L77 234ZM56 234H55V237L57 236ZM69 234H72V232ZM74 235H72V237L69 235L71 237L70 240H72V241H70V242L66 241L67 240V238H66V240L63 242L64 247L65 246L69 247V249L65 247V250L67 249L68 252H69L71 247H74V246H72L74 244L73 238L76 237ZM80 236L79 237L82 240L83 234H80ZM211 240H212V238H211ZM65 242H68V243H65ZM50 243H49V246H47V249L50 248V250H53V249H51L53 247L50 246ZM71 243H73V244H71ZM75 243H77V245L79 244L76 241H75ZM67 244L70 246H68ZM74 245L77 246L76 244H74ZM41 247H43V248H41ZM167 248L169 249V247H167ZM57 249H59V248L57 247ZM57 249L55 250V252L57 251ZM6 254H8L7 256H9V254H10V256L11 255L12 256L6 257ZM156 255H158V254H156ZM14 256H15V258L16 257L17 258L15 259ZM6 259L8 262L6 261ZM170 259H171V257H170ZM9 261H11V262H9ZM46 262H48V260L45 261V264H47ZM174 262L175 261H173L172 263H174ZM239 262H241V261H239ZM168 263L165 262V264H168ZM161 264H163V263H161ZM169 264H171V263H169ZM222 264H224V263L222 262Z\"/></svg>",
  "mask_w": 264,
  "mask_h": 264
},
{
  "label": "rangeland",
  "instance_id": "2",
  "mask_svg": "<svg viewBox=\"0 0 264 264\" xmlns=\"http://www.w3.org/2000/svg\"><path fill=\"white\" fill-rule=\"evenodd\" d=\"M4 1V0H3ZM5 1H9V0H5ZM13 1H18V2H20V3H28L26 6H31L30 4H31V1L32 0H26V1H28V2H26L25 0H13ZM22 1V2H21ZM68 1V0H67ZM96 2L95 3H99L98 1H102L101 3H100V6L101 7H103L104 5L105 6H107L108 5V7L107 8H111V10H112V12H114V13H112V15L115 17V24L118 22L120 25H121V27H119L118 25H114V28L115 27H117V28H115L114 30L112 29L111 31H112V33L111 34H108V35H110V37L111 36H114V38H115V36L118 34V33H121V34H123V33H125V31L126 30H128L129 29V31H128V33L126 32L124 35L126 36L125 38H126V40H124L123 42H122V40L123 39H125L124 38V36H122L121 34H119V35H117V37H123L121 40L119 39L118 40V44L120 45L121 43H123V47H121V50L119 49L120 48V46H122V44L120 45V46H116V42H114L113 40H112V42H113V45H112V49L113 50H111V52L109 51V50H106V49H104V48H102V49H104V50H106V51H104L102 54L101 53H99V51H100V48L101 47H103V46H106L107 44H104V42H107L108 43V41L109 40H111V38H109L108 37V39H107V41L105 40V38L107 37V33L108 32H106V30L108 29V28H111V25H110V27H108L109 26V24H107V25H105L106 27H107V29H106V27L105 26H103V27H97V29H96V31L97 32H99L98 30H100V28H101V30H102V28L103 29H105V32H103L104 34H99V36H100V39L98 40V38H99V36H98V34H97V32H94L93 30H95L94 28H95V26H93V25H90L91 26V28L93 27V29H92V32L94 33V36L96 37V35L98 36L97 37V41H99V44H98V42L96 41V42H91L90 43V41H89V43H88V38L86 37V35H85V33H82V32H79V31H77L78 29L80 30V31H82L81 30V28H78V26L76 27V26H73V25H70L73 21H74V19H75V21L77 20V19H80V16L84 13V12H82L83 10H85V9H83L82 11L80 10V5H78L77 6V8H73V7H71V8H67L68 6H70V4L69 5H65L63 2L64 1H59V5H56L57 4V2L56 3H52V4H50L49 5V3H51L50 1H48V0H42V2H41V4H42V6L41 5H39L40 3H39V0H38V2H37V5L38 6H35L34 7V9H36V10H39V9H41V8H43V9H45V11H43V13L44 14H42V17H43V15L47 18V20H48V22H49V24H47V25H43V26H46L45 28H42L43 26L42 25H40V26H42L41 27V29H44V30H42L43 31V34H42V39L46 42H54V41H52L53 39L54 40H56V43H57V41L59 40V42H58V44H59V46L61 47V50H60V48L58 49L59 51H57V53H58V55H55V56H59L60 58H62L61 56L63 55V59L64 60H66L67 61V57H66V55H70V56H76V59L78 58H80V56H83V58L85 57V56H87V55H84V54H87V53H89L88 55H90V56H92V57H94V61H96L97 59H96V57L98 58V57H100V55H105V53H106V55H108L107 57H109V58H111V59H113V60H116L117 61V58H119L120 60H121V58H122V62L120 61L119 62V59H118V63L116 64V63H114L115 65H114V67H113V69H106V75H107V81L111 84V86L116 90V91H118V92H116V91H113V92H116V94H118L119 93V96L117 95V97H118V100L119 101H117L116 103H115V106L117 107L116 108V110H117V114L122 118V112H123V108L126 106V104H128V103H130L129 105L130 106H132V107H134V105L135 104H133V100H134V98L136 97V92H135V90L133 91V89L135 88L136 90L140 87V89L141 90H143L142 92L141 91H139L138 92V94H140L139 96H137L136 98H138V97H140V99H142L143 100V104L145 105V107H143L144 109L147 107V111H151L150 113L149 112H147V111H145V115H144V118H143V116L142 117H139L140 119L138 120V121H136L135 122V127L133 126L132 127V129L133 130H131V129H129L128 131H125L124 132V130L125 129H123L122 131L124 132H122L123 133V135H122V137H121V139L119 140V142H117L118 141V138L116 139V142L117 143H119L120 144V146L119 145H117V146H119L118 148V150L121 152V154H120V156H123V157H120L119 156V154H117L120 158H117L116 156L117 155H115L114 154V156L112 155L113 153H115V151L117 152V150L116 149H114L113 148V150H114V152L112 153V152H109V150H111L112 149V147L110 148V145L111 144H107V143H105L104 145H103V148H102V152H101V154L104 156V163H106V164H108V163H113V165H114V167H112V172H110L111 171V169H109V165H108V167L106 166V164H105V166H106V168H108L109 170H107V169H105V167H104V171H105V174H106V176L107 175H114V176H116V175H118V177L119 178H123V176H124V173H125V169H126V167L124 168V170H123V168H122V162H120V159L122 158V159H125V161H123V164L127 161V162H129V161H131V163H132V161L133 162H135L134 164L136 165V167H135V165H134V168H136V170H140V171H136V175L137 176H139L140 175V177H139V179L140 178H145L144 180H145V182L146 181H148V179L146 178V176L144 175L143 176V174H146V175H149L148 176V178L150 177L151 178V176H153V173H155V171H154V169H153V171L151 170V168H160L159 166L161 165V163H160V165L158 164L159 163V161H155V159H154V157L155 158H157V156H158V152H156V151H158L157 149L159 148V150L160 149H162V147L163 148H166L167 146H168V144H169V142H172L171 143V145L172 144H174L175 145V143L177 142L178 143V141L179 140H183V138H184V140H185V137L183 136V134L182 135H180L182 132H185V131H183V129L184 128H186L187 129V127H185V124L183 125V127H182V124H181V121L179 120V119H177V114H178V112H180V108L182 107V109H184L187 105L188 106H191V105H198V104H201V105H203V102L202 101H200V98H201V95L198 93V90H199V88H201V86L200 85H198V83H194V85H193V83H191V82H189V83H191V85H187V82L185 83V81H181L184 85H180V87L177 85V84H174L175 85V88L174 87H172V86H174V85H172V86H170L169 88H168V90H166L167 89V82L165 81L164 83H166V85L165 84H163V82H161L162 80H165V79H167L168 77H166V76H164V74L165 73H168V72H170V70L172 71V69H171V67H173V70L175 69V67H178V66H176V65H179L180 63H179V61L181 60V59H185V61L184 60H182V61H180V62H182V63H185V64H183V65H187L186 67L188 68V69H193V70H190V71H197L196 69H195V67H197L196 65H198L199 63H201V61H203L205 58L204 57H206V56H208V54H210V51L208 50V47H207V50L209 51V52H207V53H205V50L204 49H201L200 50V48H197V47H195V46H193L192 45V43L191 42H188L190 39H191V33L190 32H187V33H185V32H183V33H185V35L186 36H184L183 34H180L179 36L181 37V38H179V40L180 39H182L183 40V38L185 39V41H184V43H183V41H177L178 39H176L175 40V38L173 37V39H174V43H172V42H169V41H171V40H169V39H165V40H167L168 41V44L166 45L167 47L169 46V49L167 48V52H166V50H164V49H166V48H164L165 46H163V45H161V43H160V41H161V38L162 37H160V35H159V37L156 35V33L153 31L152 33H150L149 31H146V36L144 37V38H139L138 37V34L139 33H137V32H140L139 31V29H138V25H136V23L139 21L138 19H139V17L140 18H142L141 16H143V15H139V17H138V15H137V17L135 18V17H133V18H130V17H132V15H134V13H135V8H136V11L139 13V9H137V7H136V5H138L139 4V2L136 4L135 3V0H131L132 1V3H130V5L131 4H133V1H134V4L133 5H135V8H133L132 9V11L131 10H128L129 8V6H127L126 8V10H123V12H122V9H121V6H122V8H124V6L122 5V4H125V5H128L129 3L127 2V0L125 1V0H109L110 1V3L108 4V1L106 0H95ZM105 1V2H104ZM117 1V2H116ZM119 1H121V3L122 4H120V2ZM128 1H130V0H128ZM11 2H12V0H11ZM49 2V3H48ZM62 2V3H61ZM69 2V1H68ZM115 4H114V3ZM165 1L163 0V2H160V4H159V6H157L156 8H157V10L159 11L158 13L159 14H153V16H151V15H148V16H144L145 18L146 17H148V18H146V19H149L150 17H156L157 19H158V22L160 21V23H159V26H161V28H162V26L164 27V25L166 26V27H164V28H162V29H166L167 27V29H173L174 28V30H175V28H177V27H175L176 25H177V23L175 22V21H177V22H179V18H178V13H177V9H175V10H173L172 11V7L173 6H170L169 7V11H168V8L167 9H165L164 7L166 6V7H168V5H167V1H166V4H161V3H164ZM0 3H2L1 2V0H0ZM5 3V2H4ZM7 3V2H6ZM39 3V4H38ZM45 3V4H44ZM106 3V4H105ZM128 3V4H127ZM24 4V5H25ZM117 4H120V9H119V7H114V6H116ZM1 5V4H0ZM7 5V4H6ZM33 5V4H32ZM111 5V6H110ZM132 5V6H133ZM162 5H163V8H162ZM4 6V5H3ZM3 6H1V12L2 13H4V14H0V17H1V19L0 20H2L3 21V23L6 25V26H10V27H8V31L7 32H2V29L4 30L5 28H3L4 27V25L3 24H1L2 22H0V24H1V26H0V45H5V44H7L8 42H10V41H7V39L10 37V36H12L11 34H12V32L14 31L13 29H20L21 27H22V25H23V23L22 22H20V21H17V20H20V19H17L16 17V21H13V19H15L14 17H13V19H12V21L11 22H9L10 20L7 18V16H5V14H6V10H5V8L3 7ZM58 8H57V7ZM65 6V7H64ZM99 6V7H100ZM110 6V7H109ZM4 9H3V8ZM37 7V8H36ZM55 7V8H54ZM65 9H64V8ZM7 8V7H6ZM52 8H53V10H52ZM131 8V7H130ZM42 9V10H43ZM57 9H60V10H57V12H55ZM64 9V10H63ZM67 9V10H66ZM81 9H82V7H81ZM125 9V8H124ZM154 9V8H153ZM174 9V8H173ZM41 10V11H42ZM67 12H66V11ZM118 10V11H117ZM164 10H167V11H164ZM171 10V11H170ZM5 11V12H4ZM40 11V10H39ZM39 11H37L38 13H40ZM64 11H65V15H64ZM116 11V12H115ZM129 11H131V13L129 12ZM163 11H164V15L162 14L163 13ZM174 11H176V12H174ZM52 12V13H51ZM53 12H55V13H53ZM63 12V13H62ZM92 14H93V11H90ZM61 13H62V15H64V16H61ZM141 13V12H140ZM173 13V14H172ZM177 13V14H176ZM116 14H118L117 16H116ZM137 14V13H136ZM161 14V15H160ZM166 14H168V15H166ZM170 14V15H169ZM175 14L177 15V16H175ZM85 15H87V12L84 14V16ZM130 15V16H129ZM160 15V16H159ZM166 15V17H168V16H170V17H172V19H174L173 17H176L175 18V21H171L170 20V17H169V19L167 18L166 19V17H164ZM172 15V16H171ZM39 16H40V14H39ZM71 16V17H70ZM88 16V15H87ZM92 16V15H91ZM121 18V20L123 21V19L122 18H124V20L126 21H124V24L126 23V24H130L129 25V28L127 29V27H126V29L124 28V30H123V28L122 27H125V26H123V24H121L122 23V21L121 20H117L119 17ZM4 17H6L9 21V23L7 24V20H6V18H4ZM45 17H43V18H41V19H43L44 21H47V20H45L46 18ZM73 17V18H72ZM75 17V18H74ZM94 16H92V18H93ZM143 17V18H144ZM39 18V17H38ZM40 18H39V21H38V23L40 24V22L42 21V20H40ZM45 18V19H44ZM64 18V19H63ZM77 18V19H76ZM83 18H87L86 16L85 17H83ZM88 18H89V16H88ZM117 18V19H116ZM119 18V19H120ZM138 18V19H137ZM156 18H154L153 19V21H156L155 19ZM73 19V20H72ZM82 19V18H81ZM127 19V20H126ZM129 19H130V22L132 21V23H133V25H136V26H131L132 25V23H130L129 22ZM151 19V18H150ZM160 19V20H159ZM161 19H162V21H161ZM165 19H166V24H164L163 23V21H165ZM38 20V19H37ZM136 20H138V21H136ZM171 21V22H169L170 23V26H172V24H174L175 23V26L173 27H169L167 24H169V23H167L168 21ZM22 21V20H21ZM71 21V22H70ZM128 21V22H127ZM17 22H20L19 24L17 23V25H16V23ZM135 22V23H134ZM22 23V24H21ZM43 23V22H42ZM41 23V24H42ZM162 23V24H161ZM65 24H67V25H65ZM74 24V23H73ZM138 24V23H137ZM71 27H70V26ZM75 25V24H74ZM16 26V27H15ZM39 26V27H40ZM89 26V27H90ZM59 27L62 29V30H60L59 29ZM73 27H74V29H73ZM105 27V28H104ZM112 27H113V25H112ZM118 27L120 28V30L122 29V32L120 31V30H118L119 32H117L116 31V29H118ZM11 28H13L12 30H10L9 31V29H11ZM58 28V29H57ZM77 28V29H76ZM91 28H89L90 30H91ZM134 29V34H133V31L131 30V29ZM6 29H7V27H6ZM5 29V30H6ZM58 30L59 31V33L56 31L55 33H53L55 30ZM83 29V28H82ZM45 30H47V32H48V30H49V33H46V31ZM72 30H74V31H72ZM77 32H76V31ZM12 31V32H11ZM109 32H110V30H108ZM117 32V34L115 35L114 34V32ZM163 31V30H162ZM8 32H11V34H9ZM61 32V33H60ZM76 32V33H75ZM79 32V33H78ZM101 32V31H100ZM99 32V33H100ZM6 33V34H5ZM57 33H58V35H57ZM78 33V34H77ZM137 33V34H136ZM143 33H145V32H143ZM50 34V35H49ZM56 34V35H55ZM60 34V35H59ZM127 34V35H126ZM153 36H152V35ZM154 34H155V36H156V38H155V36H154ZM5 35V36H4ZM81 35H85V37L87 38H85V37H83V36H81ZM134 35L136 36V39L134 38ZM150 35L152 36V39H153V41H152V39H149V38H151L150 37ZM3 36L6 38V39H3V40H6V41H4L5 42V44H4V42L2 41V38H3ZM104 36V37H103ZM184 36V37H183ZM190 36V37H189ZM8 37V38H7ZM54 37V38H53ZM81 37V38H80ZM91 38L93 37V36H90ZM117 37L115 38V39H117ZM119 37V38H120ZM186 37V38H185ZM12 38V37H11ZM11 38H10V40H11ZM50 38V39H49ZM83 38H85V39H83ZM61 39H65L66 40V42H65V40H64V44L66 45V46H68V47H70V49H68V48H66L65 49V47H64V44H62V41H61ZM90 39V38H89ZM93 39V38H92ZM113 39V38H112ZM139 39H140V43H139ZM144 39V40H143ZM159 40V45H161V46H159V45H157L158 43H157V40ZM9 40V39H8ZM91 40V39H90ZM105 40V41H104ZM138 40V41H137ZM242 40H244V39H242V38H240L239 37V40L237 41V43H241V44H244V43H246L245 41H244V43H243V41ZM84 41V42H83ZM93 41H94V39H93ZM136 41V42H135ZM143 41H144V44H142L143 43ZM156 42V44H155V42ZM166 41V42H167ZM175 41H177V42H175ZM191 41V40H190ZM82 42V43H81ZM162 42V41H161ZM180 42V43H179ZM55 43V42H54ZM97 43V44H96ZM104 45H103V44ZM164 43V42H163ZM191 43V44H190ZM71 44V45H70ZM72 44H75L74 46L72 45ZM114 44H115V46L118 48V50L116 51L114 48ZM166 44V43H165ZM171 44H173V45H171ZM183 46H182V45ZM190 44V45H189ZM155 45V46H154ZM156 45L157 46H159V47H157L158 48V52L155 50V48H156ZM58 46V45H57ZM100 46V47H99ZM138 46H140V47H138ZM163 47V48H162ZM174 47H178L177 48V50H176V48L174 49ZM180 47H184V50H185V52H187L188 51V53L189 54H191L190 55V58L192 57V55L194 56L192 59H190L189 58V54H186V53H183L182 52V49H181V52H180ZM64 48V49H63ZM116 48V49H117ZM137 48V49H136ZM141 50H140V49ZM153 48H154V50H153ZM156 48V49H157ZM173 48V49H172ZM205 48V47H204ZM135 49H136V52H140L139 54H142V55H139V54H132V51L133 52H135ZM142 49L144 50V51H142ZM70 50V51H69ZM148 50H149V52H148ZM153 51V52H151V51ZM162 50H164V51H162ZM183 50V51H184ZM200 50V51H199ZM204 50V52L202 53V51ZM119 51V52H118ZM122 53H121V52ZM142 51V52H141ZM146 51L149 53V54H151V56H148V53H147V55H146ZM159 51H161V52H164V55L162 54V53H160ZM171 51V52H170ZM85 52V53H84ZM101 52V51H100ZM123 52H125V53H123ZM155 52V53H154ZM166 52V53H165ZM175 52H177V53H175ZM193 52V53H192ZM202 53V54H204L205 53V55H203V60H202V56L200 55V57H198V53ZM251 52V51H250ZM118 53H121V54H118ZM143 53H145V54H143ZM154 53V54H153ZM156 53H159V54H156ZM185 54L186 56H182L181 54ZM197 53V54H196ZM199 53V54H200ZM119 56H117V55ZM125 54V55H133V57H136V60L138 59V60H146V56H148L149 57V60H147V61H145L144 62V64L146 65V67H145V65L143 64V63H141V61H138L137 62V64H139V67L137 66V65H133V64H136V62H135V60H134V58L132 57V56H130V57H126L125 55L123 56V55ZM162 54V55H161ZM171 54V55H170ZM177 55V56H179L180 55V57H183V58H180V57H177V56H174L173 57V59L171 58L172 57V55ZM250 54V55H249ZM247 53L246 55H247V57H248V55H249V57L248 58H250L251 56H253V53L251 52V53ZM252 54V55H251ZM94 55V56H93ZM117 57H116V56ZM120 55H121V58H120ZM152 55H153V57H154V62L152 61L153 60V58H151L152 57ZM158 55V58H159V56H162V57H160L159 59L156 57ZM170 55V57H168ZM96 56V57H95ZM116 58H115V57ZM164 56H165V58H164ZM198 58H197V57ZM102 57V56H101ZM123 57H126L125 58V60H123ZM156 57V58H155ZM186 57V58H185ZM73 58V57H72ZM127 58H128V61H127ZM129 58H131L130 60H129ZM152 60H151V59ZM180 58V59H179ZM254 58V57H253ZM253 58L251 57L250 59H251V62H253L254 63V61H253ZM17 59V58H16ZM71 58L69 57V60H70ZM99 59V58H98ZM133 59V61L135 62V63H133V61H131ZM164 59V61H162ZM168 59L169 60H171L170 62H169V64L168 63H166V64H168V65H165V61H168ZM176 59H179L178 61L176 60ZM186 59H187V61H186ZM250 59H249V61H250ZM15 60V57L14 56H11V58H10V60H9V62L10 61H12V62H10L12 65H13V63H14V66H15V72H16V70L18 71V70H24L26 73H27V75L28 74H30L31 75V72H32V74L33 75H36V71L33 73V69L31 70V69H29L28 67H26L27 69H22L23 68V65L21 64V65H19V66H17L16 67V65L17 64H20V60H16V61H14ZM68 60V61H69ZM143 60V61H144ZM157 60H159V61H157ZM160 60L162 61V62H164V64L163 65H165L164 67L165 68H162L161 66H159L160 64H158L157 62H160ZM194 60L196 61V63L194 62ZM199 60H200V62H199ZM71 62H72V60H70ZM73 61H75L74 59H73ZM125 61V62H124ZM127 61V62H126ZM149 61H150V63H149ZM156 61V62H155ZM172 61H174V62H172ZM189 61H190V63H189ZM192 61H193V63H195V66L194 65H192L193 63H192ZM151 62H153V63H151ZM172 62V63H171ZM250 62V63H251ZM120 63H122V65L120 64ZM133 63V64H132ZM148 63V64H147ZM158 65H157V64ZM176 63V65H174V64ZM178 63V64H177ZM127 64V65H126ZM143 64V65H142ZM149 64H150V66L152 67V70H151V67H149L150 68V70L151 71H149V70H147V72H148V74H146L147 72H145L146 71V69H149L148 68V66H149ZM170 64H172V65H170ZM189 64H190V68L188 67L189 66ZM252 64V63H251ZM126 65V66H125ZM130 65V66H129ZM162 65V64H161ZM162 65V66H163ZM170 65V66H169ZM125 66V67H124ZM142 66H144L143 68H145L144 70H141V69H143L142 68ZM159 66V67H158ZM128 68V71H127V68ZM136 68H138V69H136ZM141 68V69H140ZM166 68H168V69H166ZM28 69H29V71H28ZM157 69V70H156ZM159 69H160V71H159ZM167 70V71H166ZM138 71H140L141 73V75L142 76H140L139 78H138V76L140 75H137L138 73H136V72H138ZM142 71H143V73H142ZM152 71H154V74H153V72ZM164 71H165V73H164ZM90 72H92L91 70H90ZM144 72H145V74H146V76H145V78H143V76L145 75L144 74ZM152 72V73H151ZM159 72L165 77H163L161 74L160 75H158L159 74ZM151 73V74H150ZM156 73V74H155ZM164 73V74H163ZM148 75V76H147ZM154 75H157V78H156V76H154ZM165 75H167V74H165ZM29 76V75H28ZM55 78L57 77V75L55 76V75H53ZM52 76V77H53ZM61 76V75H60ZM153 76V77H152ZM162 76V77H161ZM64 78H66L65 76H63ZM143 78V81H142V79H140V78ZM161 77V78H160ZM58 78V77H57ZM62 78V77H61ZM61 78H58L57 79V81L54 79V84L56 83L58 86H56V87H58L59 89H64V87H65V89H70V87H71V85H70V82H71V79L69 78L67 81H66V83L67 84H65V80H63V79H61ZM155 80H154V79ZM159 78V79H158ZM164 78V79H163ZM95 79H96V76H95ZM118 79V80H117ZM158 79V80H157ZM240 79V78H239ZM139 80V81H138ZM153 80V81H152ZM168 81H169V78L167 79ZM171 80H173V79H170V81ZM140 81L142 82V83H146V84H148V85H144L143 86V84L141 85V84H139L140 83ZM148 81H149V83H148ZM158 81H160V83L158 82ZM229 82H227L226 83V81L224 80L223 82H225L226 83V86H224L225 84H223V87L222 88H220V89H224L225 91H226V93H228V91H231V90H233V91H231L232 93L235 91L234 90V88H236V87H233L232 86V88L230 87V81H235V80H228ZM68 82H69V84H68ZM130 82H131V84H130ZM136 82V83H135ZM172 82H174V80L172 81ZM139 85H138V84ZM158 83V84H157ZM228 83H230V84H228ZM170 84H171V82H170ZM179 84H180V82H179ZM228 84V85H227ZM67 85H69V87L67 88ZM137 86V87H135V86ZM177 85V86H176ZM189 86V87H185V86ZM197 85H198V87H197ZM62 86H63V88H62ZM145 86H147V87H145ZM160 86V88L159 89H161V91L163 90H165V92H166V94H167V96H165V97H167V99L166 98H164L163 100H162V97H161V99L159 98V99H157L156 97H157V95H156V93H157V91H158V93H159V90H157L156 91V89L158 88V87ZM165 86H166V89H165ZM193 86H195V89H198V90H196V91H194V93H193V90L191 89V88H193ZM142 87V88H141ZM150 87H151V90H150ZM184 87V89L186 90V88H188V89H191L192 91H191V93L190 92H188V91H190V90H188V91H183V89L182 88ZM225 87L227 88V89H225ZM133 88V89H132ZM144 88V89H143ZM164 88V89H163ZM172 88H174L173 90H172ZM177 88H181V90H180V92L181 93H185L186 92V94L188 95V93H190L188 96H186L185 94L184 95H182L181 96V94H180V92H177V91H179V89H177ZM203 88V87H202ZM201 88V89H202ZM230 88V89H229ZM139 89V90H140ZM170 89V90H169ZM76 90H78V89H76ZM76 90H74V92H73V94H75V96H71L69 99V103L70 104H72L71 106H73L74 105V103L76 104V102H79V104H77L76 105V107L78 108V109H80V110H84V107H88V106H91V105H93V103L92 102H90V101H88L87 102V98H83V96H82V92H80L79 91V93H78V91H76ZM80 90V89H79ZM172 90V91H171ZM175 90V91H174ZM161 91H160V93H161ZM171 91V92H170ZM200 91V90H199ZM206 91V90H205ZM210 91H211V94H214V91H216L217 93H220L219 92V90L215 87V88H211L210 89ZM135 92V93H134ZM154 92H156V93H154ZM168 92V93H167ZM173 92H177V93H179V94H175V93H173ZM188 92V93H187ZM231 92H229L228 94H230ZM81 93V94H80ZM150 93V95H154L155 94V96H153V99H152V96L150 97L148 94ZM164 93V92H163ZM172 93V94H171ZM116 94H115V96H116ZM171 96H170V95ZM175 94V95H174ZM216 94V93H215ZM84 95V94H83ZM160 95V94H159ZM164 95H165V93H164ZM163 94H161L160 96H164ZM168 95H169V97H168ZM172 95H173V97H172ZM217 95V94H216ZM85 96V95H84ZM147 96V97H146ZM81 98V102L79 101V100H77L78 98ZM116 97V98H117ZM177 97V103H175L176 102V98ZM77 98V99H76ZM145 98V99H144ZM170 98H172V99H170ZM186 98V100H184ZM84 99H85V101H86V104H85V101H84ZM147 99H149V100H147ZM180 99H182V101L180 102ZM82 100H83V102H82ZM152 100V101H151ZM173 102H172V101ZM67 101H68V99H67ZM67 101H65L66 103H67ZM123 101L125 102L124 104V106H123ZM129 101V102H128ZM149 101V102H148ZM185 101V102H184ZM156 102V103H155ZM188 102L190 103V104H188ZM197 102H198V104H197ZM68 103V105H70ZM81 103V104H80ZM89 103V105H87ZM164 103V104H163ZM170 103V104H169ZM182 103V104H181ZM183 103H185L186 104V106L183 104ZM147 104V105H146ZM149 104V105H148ZM160 104V105H159ZM179 104H181V105H179V107H178V105ZM28 105V104H27ZM118 105V106H117ZM143 105V106H144ZM171 105V106H170ZM172 105H173V107H172ZM183 105H184V107H183ZM159 106V107H158ZM160 106H164V108H165V106H166V108L164 109V110H167V113H166V111H165V113H166V115L167 116H169L170 118H171V120H170V118L168 117V119H169V121L168 122H164V128H165V130H163L162 128V126L160 127V129H159V125H158V128L157 127H153V129L151 130L150 129V126L152 127L153 126V124H152V122L149 124V121L150 120H147L148 118L146 117V116H149L150 114H151V116L154 114L153 112H152V110H151V108L153 109V111L155 112V113H157V114H155L156 116L158 115V114H160V112L159 111H161L163 108L162 107H160ZM167 106L170 108H168L167 109ZM193 106H191V107H193ZM148 107H149V110H148ZM178 107V108H177ZM112 108H113V106H112ZM160 108V109H159ZM100 108L98 107L97 108V113H98V111H101V109L99 110ZM123 109V110H122ZM155 109V110H154ZM159 109V110H158ZM180 109V110H179ZM193 109V108H192ZM164 110L163 111H161V114L162 113H164ZM174 111V113L173 112H169V111ZM175 112H177V114L175 113ZM193 112V111H192ZM146 113H149L148 115H146ZM153 113V114H152ZM169 113H171V114H169ZM195 112H193V114H194ZM99 114H100V112H99ZM98 114V115H99ZM160 114V115H161ZM174 114V115H173ZM155 115L153 116V117H155ZM160 115H158V116H160ZM164 115V114H163ZM18 116V117H17ZM16 117L15 116H8V117H10V119H11V117L13 118V119H15V122H17V123H15L14 121H13V119H8V124L9 123H12L11 125H12V127H14V124H15V127H17V126H19V127H21L19 124H20V122H19V120L21 119V122H22V120H23V122H25V124H26V121L27 122H29V120H28V118H26V117H22L21 116V118H20V116L19 115H17ZM100 116H101V114H100ZM200 116H201V118H200ZM131 117V116H130ZM129 117V118H130ZM99 118V117H98ZM152 118V117H151ZM5 119H7V118H4V120ZM25 119V120H24ZM155 119H156V117H155ZM159 120V119H158ZM6 121V120H5ZM173 121V122H172ZM189 122V124H190V126L192 125V123H193V125L192 126H194V128L191 126V128H192V130H195L194 132H195V134L196 133H203L204 135H210V131H211V127H210V125H208V122L202 117V115L198 112V114H197V112L191 117H189V120H188ZM14 122V123H13ZM22 122V123H23ZM192 122V123H191ZM165 123H167V124H165ZM179 123L181 124V127H180V125H179ZM24 124V125H25ZM34 124V122L33 123H30L29 124V127L30 126H32ZM99 124H102V123H99ZM187 124V123H186ZM17 125V126H16ZM23 124H22V127L24 126ZM150 125V126H149ZM156 125V124H155ZM163 125V124H162ZM157 126V125H156ZM187 126H189L188 124H187ZM190 126H189V128H190ZM102 127V129H104V128H108V127H104L103 125L101 126ZM111 128V127H110ZM110 128H108V129H106V130H108L107 132H109L110 134H111V130L113 131L114 129H110ZM124 128V127H123ZM180 128V129H179ZM183 128V129H182ZM1 129H2V134H4L5 133V130H6V128L4 127H2V128H0V133H1ZM4 129V130H3ZM12 129H14V128H12ZM16 129V128H15ZM101 129V128H100ZM20 131V129L17 127V129H16V131ZM106 130H102V131H105L106 132ZM127 130V129H126ZM131 130V131H130ZM151 130V131H150ZM158 130H160V132L162 133V136H163V138L161 137V134L159 133V131ZM10 130H7L6 131V133L5 134H9L8 132H9ZM12 131V135L14 134V133H16V131L14 132L13 130H11ZM11 131H10V134H11ZM18 131V132H19ZM115 131V130H114ZM166 132V135H165V132ZM21 132V131H20ZM19 132V135H20V138H21V133ZM164 132V133H163ZM176 132V133H175ZM188 131H186V133H187ZM115 133V132H114ZM113 133V134H114ZM121 133V134H122ZM151 133V134H150ZM155 133H157L156 135H159L160 137H158V136H156L155 135ZM159 133V134H158ZM173 133H174V135H173ZM18 134V133H17ZM110 134H107V135H110ZM148 136H147V135ZM178 134V135H177ZM185 134V133H184ZM188 134H189V132H188ZM187 134V135H188ZM7 135H5V137L8 139V137H7ZM12 135H8L9 137L10 136H12ZM145 135H146V137H145ZM155 135V136H154ZM172 135V137L171 138H169V136H171ZM180 135V136H179ZM0 136H1V134H0ZM3 136V135H2ZM168 136V137H167ZM177 137L178 139H176L175 137ZM183 136V137H182ZM4 137V139L2 138V137H0V138H2V140H3V143L5 142V140H7L6 138ZM23 137H25L24 135H23ZM112 137V136H111ZM110 137V138H111ZM152 137V138H151ZM158 139H157V138ZM164 137H165V140H164ZM166 137L168 138V139H166ZM175 139H174V138ZM180 137V138H179ZM12 139L11 140H9V143H8V145H9V147L10 146H12L13 148H9V147H4L3 146V144L1 143V141H0V159H2L3 161H4V159L6 158V156H8V157H10L11 159H12V161L10 160V158H8L7 157V159H9V161H11L10 162V164L9 165H12V169L13 170H11L10 168H8V167H5V171H7L9 174H8V176L10 177L11 175L10 174H12V176H13V173L17 176H15L14 177V179H12L11 177L9 178L8 177V179L6 178L7 176L5 175V173L6 172H4V176H5V178H6V182H8V184H9V187H5L4 185L6 184V186H7V183H4L5 181V179H4V177H3V172H0V175H1V177L2 178H0V180L2 179V182L4 183H0L1 185H0V187L2 188V187H4L3 189H9L8 191H5V190H2L3 192H0V194H2L1 195V197H2V199L0 200V216H6L5 217V223H6V218H7V220L9 221L8 223H10L9 225H12L11 223H13L14 224V226L15 225H20L21 224V219L18 217V215L19 216H21V214H18L19 213V209H23V210H26V209H32L33 207H32V204L30 203V200L31 199H34V198H36V197H39L40 198V195L41 194H43L44 196L46 195L47 197H46V199H48V196L49 197H53L52 199H53V203L52 202H50V198L48 199V201L50 202V204H52L51 206L52 207H50V204H49V209L48 210H50V209H52V211L50 210L49 211V213L48 212H46V214H45V217H47V218H49L51 215L50 214H52V216L54 217L56 214H57V212L58 211H65V213H66V215L68 214V212H67V209H68V206L70 207L69 208V210L71 211L69 214H71V217H73V215H72V213L73 212H77L78 214H79V212H82V213H84L85 211V206L86 207H88L89 205L91 206H93L94 208H96V210L95 211H89V216H90V214H91V216L90 217H88V220H86V218H87V216L88 215H85V220L86 221H83L82 219H84V217L83 218H77V222L79 221V223L80 224H82V228L81 229H79V227L81 226H79L78 225V227L77 226H73V229H74V227H75V229L74 230H76L77 229V232L76 231H71V230H73L72 228H68V227H62V225L61 226H59V227H62L63 229H58L59 230V233H54V232H52V233H54V235L53 234H51V231L49 232L51 235L49 236V237H51V238H53V243H52V245L53 246H51V243H50V246L51 247H53V248H51V249H53V250H50V248L49 249H47V246H49V243H47L46 242V244H45V246H44V248L43 247H41V248H43L42 250H43V252L44 253H42L41 254V248L39 249L40 251L38 252V254H39V256H40V258L43 256V257H45L46 255L48 256V255H50V254H46V251L48 250V251H50L49 253H51L52 251H53V253H55L54 255L53 254H51V255H53L52 257H53V259L51 258V257H49L48 259L47 258H45L46 260H44V264H45V261H47L48 260V262H46L47 264H161V263H163V264H165V262L166 263H171V264H222V262L224 263V264H245V249H246V247L244 246L246 243V214H245V208H244V204H243V197H245L244 196V194H242V193H244V190H243V188H242V186H237V185H230V182H229V184H227V182H226V184H227V186L228 187H230V188H228V187H226V188H224V186L223 187H221L222 185H224L225 184V182H223V184L222 185H219V187H217L218 186V184H221V183H214V182H212V180H211V178H209L208 177V175L206 176V174L205 173H203V172H200L199 174H197L198 172V170H200L201 169V171H202V168L201 167H203V166H201L200 168H198V170L197 171H195V170H193L192 171V174L194 173H196L197 175H191L192 177H191V179H189V181L187 180L188 178H186V179H184L185 181H179L176 177H174L175 175H180L179 174V172H177V171H173V175H171V174H169V177L171 176V177H174L175 179H177V183H174V181H175V179L174 178H172L174 181H172V179H171V181H167L166 179L168 178V175L166 176L167 178L165 179L164 177H161L160 176V174L159 173H157L156 175H158V176H160V179H162L163 178V180H158V181H155L156 179H157V176H156V178H155V180H154V182H153V179H152V181L150 180V181H148L149 183H146L145 184V186H146V188H144L145 186H140V190H135L134 192H138V194L137 193H134L133 192V190L131 191V192H129V190H127V189H120V188H122V187H118V185L116 184V182H113V181H115L114 179H113V181L111 180V177L109 176V178H110V182H111V184H109L110 186H108V185H106V186H108V188L110 187V188H112V190L113 191H115V196H117L118 197V199L116 200V201H114L113 202V200L110 202V200H109V198H110V196L107 198V199H105V198H103L104 200H105V202L107 201V203H105L104 202V200L103 199H100V200H97L96 199V196H95V194H93L94 192H91V190H87V189H85L84 188V191H82V193L83 194H85L86 196H90L91 194H93L94 196H95V198H92L93 200H89V199H87V201L84 199V202H82L83 200H81V202H80V200L79 201H76V203H81L80 205H78V204H76L73 200H74V198H73V202L70 200V198H69V204H68V206H67V203H65L66 204V206H64V204L62 203L63 201H64V198L66 199L64 202H68L67 201V198L66 197H64V196H61V194L63 195V188H61V191H60V187H63V185L65 184V183H62L63 185L61 186V181L63 182V180L66 182V180L63 178H60L61 176L63 177V175L64 174H66V175H68V174H71L70 173V170H71V168H76L78 165H81V167H83V169L80 167V166H78V167H80L81 169H82V171L84 172V170H86V171H88L89 170V172H90V169L92 170L90 173H91V175L93 176V180L96 182V183H99V184H101V183H103L104 184V186H105V182H108V180H109V178L107 179V177L105 178V177H103V175H102V171H101V169H99L98 168V166H96V165H100L101 164V162H99V159L102 157H100L99 158V156H95L94 155V153L92 152V151H90V152H88V151H86V149L88 150V149H91L92 147H95V146H93L94 144L96 145V142L94 141V138H93V140H92V138L87 134V133H85V134H83V136H82V138L80 137V139L82 140V143L84 144V145H86L85 146V151H86V153H85V151L83 152V154H80L81 155V157L80 156H78L79 157V161H77L76 160V158H74V156L71 158V157H69V156H67L68 158L66 159L65 158V156H64V152H58V153H54V151L53 152H51V155H53V160H54V158H55V160H56V158H57V161L58 162H61V164L64 162L63 160H64V158L67 160V161H65L67 164H68V162L70 163V161H73V167L71 166V165H69L70 167H67L68 165H65L64 167H61V169L59 168V167H57L56 169H54L53 171L55 172V171H57V169H58V173L60 172V171H62V173H64V174H61V176H56L55 174H57V172H55V174H54V172L52 173V171L50 172V171H45L48 175H46L45 177H46V179L44 180V182L42 183L41 181L42 180H40V179H38V177H39V175H35V176H32V175H34L36 172H34V166H35V164H33V163H35L36 162V166L37 165H39L40 166V164H39V162H38V159L36 158V156L35 157H33V158H31V156H34V149H29V151H27V153H29V154H27V153H25V151L24 152H22L21 151V149H19L18 147H19V142H18V144H15V147H17V149L13 146V139L15 138V135L14 136H12L11 137ZM90 140H89V139ZM109 138V139H110ZM114 138V137H113ZM145 138V139H144ZM149 138H151V139H149ZM10 139V138H9ZM108 139V140H109ZM141 139H142V141H144V142H138V140L139 141H141ZM148 141H147V140ZM156 139V140H155ZM160 139H162L163 141L161 142V140ZM171 139V140H170ZM108 140H107V142H108ZM150 140V141H149ZM155 140V141H154ZM183 140V141H184ZM18 140L17 139H15V143L17 142ZM145 141H147V142H145ZM157 141L159 142V145L161 144V148L157 145L158 143H157ZM165 141V142H164ZM6 142H8V140L6 141ZM151 143V145L152 144H155V142L157 143L156 145H157V147L155 146V145H153L152 146V148H151V146H149L148 145V143ZM182 142V141H181ZM12 143V145H10ZM137 143H138V145H137ZM149 143V144H150ZM90 144H92L91 146H90ZM116 144V143H115ZM115 144H114V147L115 148H117L116 146H115ZM144 144H146V146L144 145ZM183 144V143H182ZM7 145V144H6ZM142 145H144V146H142ZM149 147H148V146ZM163 145V146H162ZM180 145V144H179ZM137 146V147H136ZM169 146H170V144H169ZM173 146V145H172ZM171 146V147H172ZM181 146V145H180ZM151 148L150 150H155L154 151V154H153V152L152 151H150L148 148ZM157 149H156V148ZM174 147V146H173ZM14 148L16 149L15 151H14ZM108 148V149H107ZM147 148V149H146ZM201 148V147H200ZM200 148L199 147H196V149L194 148V150L193 151H195V152H198L199 153V151H200ZM3 149V150H2ZM7 149V150H6ZM173 149V148H172ZM171 149V150H172ZM5 150V151H4ZM25 150V149H24ZM33 150V151H32ZM148 152H147V151ZM165 150H167V148L165 149ZM164 149L162 150V151H165ZM36 151V150H35ZM112 151V150H111ZM153 154L152 156H153V158L151 157L150 158V156H151V153ZM168 151H170V148H169V150ZM191 151V155H192V150H190ZM202 151V150H201ZM108 152V153H107ZM119 152V153H120ZM172 152V151H171ZM194 152V153H195ZM9 155H8V154ZM36 154H37V152H35ZM52 153H54V154H52ZM85 153V154H84ZM107 153V154H106ZM118 153V152H117ZM168 153V152H167ZM194 153H193V155H194ZM27 154V155H26ZM112 155V158L114 157V158H117V159H119V162H120V164L117 166L116 165V163L118 162L117 161V159L116 160H114V159H112L111 158V155ZM139 154V155H138ZM161 154V153H160ZM165 154H166V152H165ZM197 154V153H196ZM200 154H201V152H200ZM199 154V155H200ZM6 155V156H5ZM60 155V156H59ZM63 155V156H62ZM164 154H162V156H163ZM168 155V154H167ZM199 155H198V158H199ZM14 156H16V157H14ZM59 156V157H58ZM62 156V157H61ZM160 156V155H159ZM162 156H160V157H162ZM166 156V155H165ZM196 156V155H195ZM76 157V156H75ZM86 157H87V159H86ZM197 157V156H196ZM30 158V159H29ZM61 158V159H60ZM63 158V159H62ZM99 158V159H98ZM131 158H132V160H131ZM179 158H181V160L182 161H185V162H189L188 160L186 161V158L184 157V156H180ZM14 159V160H13ZM29 159V160H28ZM32 159L33 160H35V162H31L32 161ZM68 159H70V160H68ZM98 159V160H97ZM109 159H112V161H108ZM152 159H153V161H152ZM2 160H0V162H2ZM76 160V161H75ZM82 160V161H81ZM93 160V161H92ZM102 159H100V161H101ZM114 160V161H113ZM181 160L179 159L178 160V158H177V160H176V163H178V164H180V165H182L183 164V162L181 163ZM8 160H7V162H9ZM29 161L31 162L30 164H29V166L30 165H32L33 164V166L30 168L27 164L29 163ZM81 161V162H80ZM117 161V162H116ZM122 161V160H121ZM150 161H152L151 163H150ZM57 162V163H58ZM85 162V163H84ZM161 162V161H160ZM4 164L6 163V162H3ZM12 163H14V164H12ZM74 163H76V167L74 166ZM83 163H84V165H83ZM130 162H129V164H131ZM60 163H59V165L60 166H62ZM71 164V163H70ZM89 164V165H88ZM110 164V165H111ZM133 164V163H132ZM148 164V165H147ZM150 164H151V168L150 167H148V166H150ZM87 165V166H86ZM176 165V164H175ZM180 165H179V167H180ZM184 165V164H183ZM182 165V166H183ZM39 166H37V167H39ZM84 166H86V167H84ZM97 167L96 168V170H95V167ZM112 166V165H111ZM124 166H126V163H125V165H123V167ZM127 166H128V163H127ZM132 166V165H131ZM145 166V167H144ZM146 166H147V168H146ZM1 167V166H0ZM28 167H29V169H30V171L28 170ZM122 168V170H123V174H122V172H120L119 170L120 169H118V170H116V174H114L115 173V169L116 168ZM133 167V166H132ZM178 167V166H177ZM204 167H206V165L204 166ZM203 167V168H204ZM4 168V167H3ZM26 168H27V172H29V173H27V175H26V173H25V171H26ZM50 167H48V169H49ZM64 168V169H63ZM70 168V169H69ZM80 168H78L79 169V171L78 172H82V171H80ZM88 170H87V169ZM111 168V167H110ZM143 168V169H142ZM186 168V167H185ZM188 168H190V167H188ZM188 168H187V170H188ZM1 170H2V168H0ZM8 169V170H7ZM35 169H37V168H35ZM42 169V168H41ZM73 169H72V171H73ZM77 169V168H76ZM76 169L74 170V171H76ZM77 169V170H78ZM0 170V171H1ZM50 170H52V168H50ZM152 172V174L150 173V171ZM161 169H159V171H160ZM96 171H98V172H96ZM158 171V172H159ZM195 171V172H194ZM205 171V170H204ZM34 172V173H33ZM39 172H40V170L37 172L38 174H39ZM82 172V173H83ZM107 172H109V173H107ZM140 172V173H139ZM168 172V171H167ZM172 172V171H171ZM25 175H24V174ZM45 173V174H46ZM51 173V174H50ZM143 173V174H142ZM170 173V172H169ZM190 172H188L187 173V175L189 174ZM30 174H32V175H30ZM50 174V175H49ZM184 174V173H183ZM182 174V176H185V175H183ZM202 174H204L205 176H202ZM21 175H24L23 177L25 178L26 177V179H27V177L28 176H32V178L34 179V183H35V181H36V179H38L37 181H39V182H41V183H38V184H34L33 182H30L29 180V178H28V181L30 182V183H33L32 184V186L30 187V189L31 188H33V190L34 191H32L31 192V190H29L28 191V195L26 194L25 195V193H23V195H19L21 192V190L22 191H24L23 189H22V184L23 183H26L25 182V179L23 180V182H22V180L20 181L19 179H21L20 177H22ZM53 175H55V177L53 176ZM142 175V176H141ZM155 175V174H154ZM177 175V177L179 178V176ZM202 176V177H197V176ZM112 177V178H116V177ZM121 176V177H120ZM165 176V175H164ZM182 176H180V178L182 179ZM196 176V177H195ZM36 177V178H35ZM43 177H44V175H43ZM66 177V176H65ZM105 179V180H103V178ZM117 177V178H118ZM153 177H155V176H153ZM152 177V178H153ZM194 177V178H193ZM16 178V179H15ZM50 178H52V179H50ZM55 178V180L53 181V179ZM58 178H60V179H58ZM102 178V179H101ZM184 178V177H183ZM193 178V179H192ZM197 178V179H196ZM199 178H200V180H199ZM4 179V180H3ZM42 179V178H41ZM100 179V180H99ZM159 179V178H158ZM169 179V178H168ZM195 179V180H194ZM12 180V181H11ZM17 180H19L20 181V183H18L19 181H17ZM103 180V181H102ZM107 180V181H106ZM118 180V179H117ZM143 179H142V181H144ZM9 181H11V182H15V184H12L11 186H12V188L10 187V182ZM36 181V182H37ZM53 181V182H52ZM56 181V183H54ZM167 181V182H166ZM209 181V182H208ZM101 182V183H100ZM145 182H143L142 184H144ZM152 184H151V183ZM170 182H172V184H170ZM181 182V183H180ZM209 184H208V183ZM28 184V182L26 183V185H24V186H27V185H31V184ZM95 183V184H96ZM109 183V182H108ZM205 183H207L208 185H212V187L214 188L213 190H217L218 192H219V196H217L218 195V193H217V195H206V193H205V195L204 194H202L201 192H199V193H201L203 196H201L199 193V196H198V194L197 195H195V196H197V197H200L199 199L197 198V197H195L194 196V193L196 192L197 193V191H198V189H200L201 187L200 186H203ZM211 183V184H210ZM21 184V185H20ZM42 184V185H41ZM52 184V185H51ZM57 184V185H56ZM103 184H101V185H98V186H100V188H101V186H102V188L104 189L105 187L103 186ZM119 184V183H118ZM151 184V186H149ZM206 184V185H207ZM214 184H216V185H214ZM114 185L115 186H117V188L116 187H114ZM58 186H60L59 188H58ZM65 186V185H64ZM97 186V185H96ZM149 186V187H148ZM236 186V189L234 188ZM14 187V188H13ZM200 187V188H199ZM205 187V186H204ZM211 187V188H212ZM0 188V189H1ZM108 188H107V190H108ZM203 188V187H202ZM206 188V187H205ZM221 188V189H220ZM222 188H224V189H226V190H223ZM238 188H239V191H238ZM24 189H28V188H24ZM143 189V190H142ZM196 189H197V191H196ZM227 189H228V191H227ZM127 190V191H126ZM203 190V189H202ZM210 190V189H209ZM212 190V189H211ZM237 190V191H236ZM26 191V190H25ZM109 191H111V190H109ZM120 191H121V193H120ZM122 191H124L123 193H122ZM224 191V192H223ZM4 192H7V193H4ZM39 192V193H38ZM62 192V193H61ZM209 191H207V193H208ZM221 192V193H220ZM12 193V194H11ZM30 193V194H29ZM41 193V194H40ZM118 193V194H117ZM120 193V194H119ZM126 193H127V196H126ZM132 193H133V195L134 196H132ZM139 193H141V194H139ZM195 193V194H196ZM211 193H214V191H212ZM216 193H214V194H216ZM8 194V195H7ZM33 194H34V196H33ZM112 194V193H111ZM117 194V195H116ZM123 194V195H122ZM125 194V195H124ZM135 194H136V196H135ZM234 194H237L236 196H234ZM240 194V195H239ZM84 195V196H85ZM93 195H92V197H93ZM99 195V194H98ZM97 195V196H98ZM120 195H122V197H120ZM221 195V196H220ZM243 195V196H242ZM60 196H61V198L63 197V201H62V199L60 198ZM132 196V197H131ZM193 196H194V198H195V200H194V198H193ZM241 196V197H240ZM27 197V198H26ZM58 197H59V199H61V200H59L58 199ZM91 197V196H90ZM99 197V196H98ZM97 197V198H98ZM106 197H107V195H106ZM116 197V198H117ZM135 197V198H134ZM87 198H89V197H87ZM100 198V197H99ZM112 198V197H111ZM113 198H114V196H113ZM115 198V199H116ZM119 198H122V199H120L119 200ZM137 198V199H136ZM190 198V199H189ZM238 198V199H237ZM37 199V198H36ZM33 200L34 201V203H35V201L37 202V200ZM42 199H44V201L46 200L45 199V197H41V200ZM52 199H51V201H52ZM58 201H57V200ZM140 199V200H139ZM182 199V200H181ZM184 199V200H183ZM187 199L190 201L191 200V203L189 202V201H187ZM196 199H198V200H196ZM237 199V200H236ZM109 200V201H108ZM123 200V201H122ZM172 200V202H171V204H174L172 207H171V205H170V201ZM174 200V201H173ZM180 200V204H179V201ZM236 200V201H235ZM40 201V199L38 200V202ZM43 201V200H42ZM60 201H62V202H60ZM71 201V202H70ZM185 201H187V202H189L190 204H188L187 202H185V203H187L188 205H190V206H188L187 204H184V202ZM236 202V204H234L235 202ZM243 201V202H242ZM32 202V201H31ZM47 202V200L44 202V203H46ZM58 202V203H57ZM99 202V203H98ZM102 202V203H101ZM139 202H142V203H139ZM176 202H177V204H176ZM240 202V203H239ZM31 204V206H30V204ZM60 203V205H58ZM73 203V204H72ZM75 203V204H74ZM82 203H83V205H82ZM84 203H85V205H84ZM86 203H87V205H86ZM94 203V204H93ZM102 205H101V204ZM111 203H112V205H111ZM119 203V204H118ZM239 203V204H238ZM42 204V203H41ZM41 204H39V203H37V205H40V207H41ZM48 204H46V205H48ZM113 204H114V207H113ZM170 205V207H169V210L171 209V211H169L167 208H168V206ZM94 205H96V206H94ZM108 205H109V207H108ZM35 206V205H34ZM62 206H64L65 208H64V210H63V207ZM76 208V207H79V210H82V211H79L78 212V210L77 211H73V209L72 208H74V207ZM80 206H82V207H80ZM207 206V207H206ZM15 207V208H14ZM27 207H31V208H27ZM44 207V206H43ZM46 208H47V206H45ZM141 207V208H140ZM34 208H36V207H34ZM82 208V209H81ZM89 208H91V207H89ZM93 208V209H94ZM4 209H6V211H7V213H6V211L4 210ZM18 209V210H17ZM72 209V210H71ZM78 209V208H77ZM87 209V208H86ZM92 209V210H93ZM23 211V212H25V213H27V212H31V211ZM39 210V209H38ZM5 211V212H4ZM16 211H18L17 213H16ZM47 211V210H46ZM73 211V212H72ZM97 211V212H96ZM22 211H20V213H21ZM22 212V216L21 217H23V213ZM62 212H59L58 214H61ZM94 212V214H92ZM4 213V214H3ZM48 213V214H47ZM76 213V214H77ZM141 213V214H140ZM2 214V215H1ZM7 214L9 215V217H7ZM16 214H17V216H16ZM57 214V215H58ZM68 214V215H69ZM74 214V213H73ZM86 214H88V213H86ZM97 214V215H96ZM24 215H26V214H24ZM48 215H50V216H48ZM64 215V216H63ZM63 215H61V216H63V217H61V220H62V222H65V220L63 219L64 217H65V214H63ZM84 215V214H83ZM94 215V216H93ZM142 215V216H141ZM2 216V218H4ZM138 216V217H137ZM162 216H165V217H163L162 218ZM14 217V218H13ZM15 217H18V220L17 219H15ZM68 217V216H67ZM70 216H69V220L71 221V218ZM77 217V216H76ZM9 218V219H8ZM57 218V217H56ZM93 218V219H92ZM97 218V219H96ZM50 219V218H49ZM67 219V218H66ZM79 219V220H78ZM83 221H81V220ZM0 224H1V226H2V229H3V225L5 224H2V220L3 219H1L0 218ZM15 220H17V221H15ZM52 220V219H51ZM73 220H76V219H73ZM100 220H102L103 221V224H102V221H100ZM68 221V220H67ZM70 221H68L69 223H70ZM66 223V222H65ZM69 223H67V225L69 224ZM73 222L71 221V224H72ZM87 223V225H85ZM7 224V223H6ZM84 224V225H83ZM66 225V224H65ZM73 225H76V222L73 224ZM13 226V225H12ZM69 226V225H68ZM69 227H72L71 225L69 226ZM4 228H6V227H4ZM56 229H57V227H56ZM6 230V231H5ZM4 231L5 232H7V229H5ZM21 231H22V228L20 229ZM19 230V233H21V231ZM55 230V229H54ZM53 230V231H54ZM72 232V234H69V233H71ZM73 232L75 233H79V235H74L73 234ZM82 232V233H81ZM23 233H25V232H23ZM2 237L3 236H5L4 235V232L2 231ZM6 234V233H5ZM55 234L58 236H56L55 237ZM80 234H83V239L81 240L80 239ZM21 235V234H20ZM72 237V235H74V236H76L75 238H73V242H74V244H76L77 245V243H75V241L76 242H78L79 244L77 245V246H75L73 243H71V244H73L72 246H74V247H71L70 248V250H69V252H68V250L66 249L65 250V247L66 248H68L69 249V247H67V246H65L64 247V241L66 240V238H67V240L66 241H72V240H70L71 239V237ZM234 235V236H233ZM239 235V236H238ZM0 236H1V234H0ZM80 236V237H79ZM209 237V238H208ZM1 238V237H0ZM211 238H212V240H211ZM49 239V238H48ZM57 239V240H56ZM77 239V240H76ZM80 239V240H79ZM79 240V241H78ZM55 241V242H54ZM58 243V244H57ZM65 243H68V242H65ZM60 244V245H59ZM56 247H55V246ZM58 245V246H57ZM68 245V244H67ZM68 246H70V245H68ZM57 247L59 248V249H57ZM167 247H169V249L167 248ZM218 248V249H217ZM243 248V249H242ZM0 256H2V255H4L3 256V258L5 257V254H4V252H2V248L0 247ZM57 249V251L55 252V250ZM166 249V250H165ZM174 249V250H173ZM165 250V251H164ZM219 250V251H218ZM243 252V253H242ZM156 254H158V255H156ZM163 254V255H162ZM8 254H6V257H11L10 256V254H9V256H7ZM45 255V256H44ZM50 255V256H51ZM159 256V257H158ZM171 257V259H170V257ZM42 257V258H43ZM163 257V258H162ZM2 257H0V262L2 261V262H4V259H3ZM14 258H15V256H14ZM17 258V257H16ZM15 258V259H16ZM168 258V259H167ZM174 258V259H173ZM14 259V260H15ZM18 260V259H17ZM16 260V261H17ZM169 260V261H168ZM6 261H7V259H6ZM173 261H175L174 263H172ZM239 261H241V262H239ZM245 261V262H244ZM1 262V263H2ZM8 262V261H7ZM9 262H11V261H9ZM0 263V264H1ZM17 263V262H16ZM16 263H14V264H16ZM168 263V264H169ZM3 264V263H2ZM5 264H7V263H5ZM13 264V263H12Z\"/></svg>",
  "mask_w": 264,
  "mask_h": 264
}]
</instances>
